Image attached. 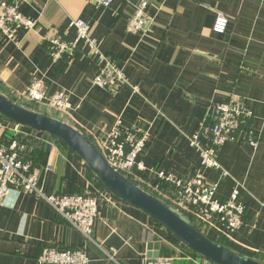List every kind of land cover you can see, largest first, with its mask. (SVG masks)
Segmentation results:
<instances>
[{
    "label": "crops",
    "instance_id": "1",
    "mask_svg": "<svg viewBox=\"0 0 264 264\" xmlns=\"http://www.w3.org/2000/svg\"><path fill=\"white\" fill-rule=\"evenodd\" d=\"M148 1L150 25L137 34L127 31L126 24L139 0H113L109 7L90 0H20L19 11L35 27L19 29L12 40L0 36V90L14 98L33 78L42 77L48 92L66 91L72 107L67 122L92 140H103L119 119L122 130L149 129L150 138L137 157L144 165L138 186L153 195L149 185L156 183L163 193L172 192L154 170L182 178L199 164L188 138L209 106L231 95L241 98L252 112L250 127L258 144L243 140L244 133L236 142L224 143L217 159L226 174L212 169L203 174L208 182H217L219 202L238 188L244 222L228 237L217 225L218 230L207 226L204 232L264 262V0ZM216 11L228 18L223 34L212 31ZM73 19L90 25L100 49L122 67L125 84L115 90L95 85L98 65L83 42L59 58L52 56L44 40L54 35L74 39ZM136 83L139 91L133 92ZM21 130L25 158L51 166L41 176L45 194L95 190L109 199L99 202L92 242L42 198L9 190L0 203V264H36L45 246L83 248L87 264H142L141 256L154 258V252L157 258H172V264L201 261L141 210L109 195L71 150L44 133ZM6 134H1L3 141Z\"/></svg>",
    "mask_w": 264,
    "mask_h": 264
},
{
    "label": "built area",
    "instance_id": "2",
    "mask_svg": "<svg viewBox=\"0 0 264 264\" xmlns=\"http://www.w3.org/2000/svg\"><path fill=\"white\" fill-rule=\"evenodd\" d=\"M96 6L109 7L113 0H90ZM20 0H0V36L12 40L19 29L30 31L35 21L25 17L19 11ZM148 0H139L134 6L133 14L128 18L126 29L129 32L144 34L150 25L146 9ZM228 25L227 16L216 11L212 31L223 34ZM70 26L75 29V38L62 40L54 35L44 41L54 58L75 48L83 42L89 54L96 59L98 69L93 83L101 88L115 90L127 82V78L117 61L104 53L96 38L91 35L90 25L82 19H73ZM132 91L138 92L139 85L133 84ZM14 100L22 103L27 101L43 113H50L60 119L70 118L72 109L68 94L64 90L48 92L42 77H36L26 86L23 92L14 96ZM252 112L246 102L231 95L224 102H213L205 117L200 120L195 131L189 136V144L199 155V164L185 177L176 178L154 170L157 179L169 186V195L162 192L159 183L149 185L156 197L166 202L189 221L195 223L203 233L205 228L221 227L226 237L236 231L244 222L245 205L239 198L238 188H234L226 202L215 198L217 182H208L204 177V169H212L221 175L226 174L217 159V154L226 142L242 139L253 147L258 144V134L253 130ZM120 119L103 140L93 139L106 162L124 177L137 185L143 181L144 165L137 157L142 152L146 141L150 138L149 129H125L119 127ZM7 132L6 139L1 134ZM52 144V143H51ZM27 148L26 134L21 126L0 118V203L9 190H18L32 194L46 201L52 209L77 230L86 241L93 239V227L99 212L100 200H108L109 196L102 191L85 190L82 193L45 194L41 176L51 170V166L35 165L25 158ZM161 184V183H160ZM148 192V191H147ZM155 196V195H154ZM218 230V228H216ZM142 264H172V258H151L141 256ZM88 258L83 248H58L45 246L36 259V264H87ZM197 264H210L201 259Z\"/></svg>",
    "mask_w": 264,
    "mask_h": 264
},
{
    "label": "water",
    "instance_id": "3",
    "mask_svg": "<svg viewBox=\"0 0 264 264\" xmlns=\"http://www.w3.org/2000/svg\"><path fill=\"white\" fill-rule=\"evenodd\" d=\"M0 118L22 127L45 132L55 138L83 161L108 193L141 210L185 248L210 264H264L214 242L178 210L124 177L106 162L89 138L68 122L24 107L2 91ZM152 247V242L148 243V249ZM152 257L157 258L158 253L154 252Z\"/></svg>",
    "mask_w": 264,
    "mask_h": 264
},
{
    "label": "trees",
    "instance_id": "4",
    "mask_svg": "<svg viewBox=\"0 0 264 264\" xmlns=\"http://www.w3.org/2000/svg\"><path fill=\"white\" fill-rule=\"evenodd\" d=\"M1 91V90H0ZM9 98H11L8 94H6ZM22 106H24L22 103H20ZM24 107H27V106H24ZM27 108H29V109H32V110H34V111H38V112H41V113H43L42 111H40V110H38V108L37 107H35V106H33L32 108H30V107H27ZM45 114H47V115H49V116H52V117H55V118H57V119H59V120H61L58 116H55V115H53V114H48V113H45ZM5 120V119H4ZM62 121H64V120H62ZM23 128H25V129H28V130H31V131H35V132H41V131H36V130H33V129H29V128H26V127H23ZM76 128V127H75ZM82 132V131H81ZM41 133H44V134H46V135H48V136H50L49 134H47V133H45V132H41ZM87 138H89L92 142H93V140L87 135V134H85L84 132H82ZM54 141H56L57 143H59L61 146H64V147H66L65 145H63L62 143H60L59 141H57L55 138H53L52 136H50ZM67 148V147H66ZM74 153V152H73ZM75 154V153H74ZM86 169L90 172V174H92V172L86 167ZM93 175V174H92ZM94 176V175H93ZM95 177V176H94ZM95 179H97L96 177H95ZM98 180V179H97ZM98 182H99V180H98ZM100 183V182H99ZM100 185H102L101 183H100ZM103 187V186H102ZM108 193V192H107ZM109 195H111L112 197H114V198H116L115 196H113L112 194H110L109 193ZM117 199V198H116ZM191 224H193L196 228H198L199 229V227L195 224V223H193V222H191V221H189ZM203 233L206 235V236H208L207 235V233L206 232H204L203 231ZM172 237V236H171ZM209 237V236H208ZM173 238V237H172ZM210 239H212L214 242H216V243H218V244H222V245H224L225 247H227V248H230V249H232V250H234V251H237V250H235V249H233L232 247H231V245H229L228 244V242H227V239L226 240H224V238L223 237H221V236H217V237H215V238H212V237H209ZM173 240H175L174 238H173ZM176 242H178L177 240H175ZM179 243V242H178ZM182 245V244H181ZM182 247L184 248V250L187 252V253H189V254H191V255H193V256H195V257H198V256H196L193 252H191L190 250H188L187 248H185L183 245H182ZM238 252V251H237Z\"/></svg>",
    "mask_w": 264,
    "mask_h": 264
},
{
    "label": "rangeland",
    "instance_id": "5",
    "mask_svg": "<svg viewBox=\"0 0 264 264\" xmlns=\"http://www.w3.org/2000/svg\"><path fill=\"white\" fill-rule=\"evenodd\" d=\"M22 104H23L24 106H27V107H30V108L33 107V106L30 105L27 101H23ZM55 116H56V115H55ZM155 195H156V194H155Z\"/></svg>",
    "mask_w": 264,
    "mask_h": 264
}]
</instances>
